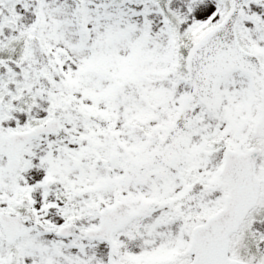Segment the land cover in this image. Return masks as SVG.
<instances>
[{
    "label": "snow or ice",
    "instance_id": "6c2138e0",
    "mask_svg": "<svg viewBox=\"0 0 264 264\" xmlns=\"http://www.w3.org/2000/svg\"><path fill=\"white\" fill-rule=\"evenodd\" d=\"M0 264H264V0H0Z\"/></svg>",
    "mask_w": 264,
    "mask_h": 264
}]
</instances>
